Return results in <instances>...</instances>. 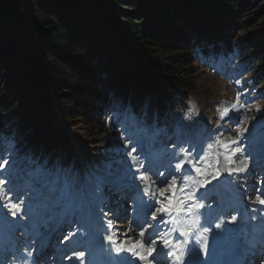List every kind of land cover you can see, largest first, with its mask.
<instances>
[{
  "label": "rangeland",
  "instance_id": "obj_1",
  "mask_svg": "<svg viewBox=\"0 0 264 264\" xmlns=\"http://www.w3.org/2000/svg\"><path fill=\"white\" fill-rule=\"evenodd\" d=\"M242 1H236L237 12ZM135 22L146 25L148 15ZM235 22L233 42L244 50H236L223 64L210 55L185 66L178 63V51L151 48L140 39L131 43L138 51L147 48L154 61L169 68V76L187 86L186 100L174 114L151 117L114 104L96 118L67 119L51 89L53 130L67 137L57 139L60 160L55 166L50 164L56 148L33 162L26 155L30 141L18 130L14 142L0 135V165L8 162L0 167V264H185L197 250V234L212 243L201 264H260L264 0H249ZM202 26L199 19L186 33L191 42L200 37ZM178 163L184 167L177 169ZM142 175L149 180H141ZM164 177L167 184L161 183ZM199 184L202 191L217 193L203 198ZM173 187L183 189L175 198ZM168 198L173 199L171 210L152 221L151 212L167 207ZM156 215L161 217L158 211ZM148 236L157 243L139 247ZM163 238L170 241L167 246L161 244ZM118 246L124 250L118 252Z\"/></svg>",
  "mask_w": 264,
  "mask_h": 264
},
{
  "label": "trees",
  "instance_id": "obj_2",
  "mask_svg": "<svg viewBox=\"0 0 264 264\" xmlns=\"http://www.w3.org/2000/svg\"><path fill=\"white\" fill-rule=\"evenodd\" d=\"M236 1L0 0V135L14 142L18 130L30 141L26 155L33 162L56 148L55 166L57 139L67 137L53 130L51 89L67 119L96 118L114 104L151 117L176 113L187 86L147 48L138 51L131 43L140 39L151 48L178 51L185 66L210 55L226 63L244 50L232 36L249 0L238 12ZM146 15V25L135 22ZM199 19L203 32L191 42L186 33Z\"/></svg>",
  "mask_w": 264,
  "mask_h": 264
},
{
  "label": "snow or ice",
  "instance_id": "obj_3",
  "mask_svg": "<svg viewBox=\"0 0 264 264\" xmlns=\"http://www.w3.org/2000/svg\"><path fill=\"white\" fill-rule=\"evenodd\" d=\"M233 107H235V106H233ZM227 111H228V110L225 109V113H227ZM216 143L221 144L222 147H225V148L228 147L227 143H223V142H221V141H219V140H218ZM233 143H234V141H233ZM209 147L211 148L212 145H209ZM233 154H234V153H233ZM226 159H230V158H229V157H226ZM7 163H8V162L5 160V161L3 162V164L0 165V167H3V166L6 165ZM217 163H218V161H217ZM183 167H184V165H182V164H180V163H178V164L176 165V168H177V169H182ZM193 167H195V165H193ZM195 170H196L198 173L201 172V169L198 168V167H195ZM244 170H245V169H237L236 171H244ZM201 174H203V173H201ZM140 179L143 180V181H145V182H147V181L149 180V177H148V176H144V175H142V176L140 177ZM161 183H162V184H167V183H168L167 177H164V178L161 180ZM174 185H175V178L173 177V186H174ZM176 191H183V189H176L175 187H173L172 198H175V192H176ZM144 193H145V194H148V193H149V188H148V187H145V188H144ZM160 194H161V196L164 195L163 192H161ZM172 198H168V206H167V207H160V208H158V209H155V211H152V212H151V217H150V219H151L152 221H156L157 219H162L163 214L168 213V212L171 210L172 202H173V199H172ZM260 202H261L262 204H264V200H261ZM177 203H180L181 205H183V201H182V200H178V199H177ZM145 206L148 207L150 210H151L152 208H154V205H145ZM18 210H19V209H17V211H18ZM157 211L161 213V217H159V218H158L157 215H156V212H157ZM13 215H15V213H13ZM232 219L235 220V217H233ZM149 227H152V225H149ZM217 227H219V225H217ZM139 235H140L141 237H145V231H144V230H141L140 233H139ZM153 235H158V233H153ZM182 235H186V233H182ZM108 240H109L110 242H114V241H113V238H112L111 236L108 237ZM145 243L155 245V244L157 243V241L154 240V239H152L151 236H148V237H146L145 240H144L143 242H141L138 246L142 248V247H144V244H145ZM162 243H163L164 246H167V245L170 243V241L167 240V239H162ZM123 250H124L123 246H118V247H117V251H118V252L123 251ZM127 251H132V249H127ZM148 251L151 252V251H153V249H152V248H149ZM79 255L82 257V256L84 255V253H79ZM139 258H140L141 260L144 259L143 256H141V257H139ZM260 264H264V259H262V260L260 261Z\"/></svg>",
  "mask_w": 264,
  "mask_h": 264
},
{
  "label": "bare ground",
  "instance_id": "obj_4",
  "mask_svg": "<svg viewBox=\"0 0 264 264\" xmlns=\"http://www.w3.org/2000/svg\"><path fill=\"white\" fill-rule=\"evenodd\" d=\"M203 188V187H202ZM197 189H198V193L200 192L203 196V198H210L211 196H213L215 193H217L214 189H208V190H205V191H202L201 189V186L200 184L197 186ZM231 212H228L227 215H229ZM112 215H114V212L111 213ZM115 216V215H114ZM165 226V225H163ZM136 232V230H133V232ZM201 237V236H200ZM128 238H130V240H132L134 238V236L132 235V233L130 234V236H128ZM196 238L199 240V242L197 241V243L193 244V248L195 249V247H197V250L194 251L192 254H191V257L189 258V260L185 263V264H201L199 262V260L205 255V254H209L210 251H211V245L209 242V240H206L205 238H199L198 237V234L196 235ZM163 239H167V238H163ZM161 244L162 241H161ZM212 244V243H211ZM195 245V246H194ZM154 251V250H153ZM232 259V258H231ZM241 259H246L245 258V255H243L241 257ZM234 260V259H232ZM236 261V260H234ZM97 264H102V263H97ZM233 264H237L236 262Z\"/></svg>",
  "mask_w": 264,
  "mask_h": 264
}]
</instances>
